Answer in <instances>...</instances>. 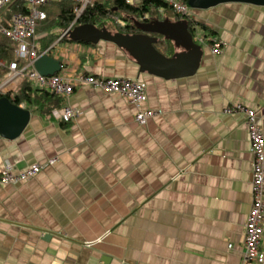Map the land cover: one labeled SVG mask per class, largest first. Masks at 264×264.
Listing matches in <instances>:
<instances>
[{"label":"crops","instance_id":"obj_1","mask_svg":"<svg viewBox=\"0 0 264 264\" xmlns=\"http://www.w3.org/2000/svg\"><path fill=\"white\" fill-rule=\"evenodd\" d=\"M189 7L203 55L195 73L177 77L141 71L110 41L62 39L64 31L44 47L38 22L31 41L62 62L58 73L143 80L144 107L156 114L141 124L127 98L83 85L61 105L80 109L76 120L30 109L19 137L0 135V174L6 162L57 159L30 180L0 182V264L241 263L253 154L246 115L225 108H255L264 132V4ZM151 35L164 55L183 51L171 40L168 55L166 38Z\"/></svg>","mask_w":264,"mask_h":264},{"label":"built area","instance_id":"obj_2","mask_svg":"<svg viewBox=\"0 0 264 264\" xmlns=\"http://www.w3.org/2000/svg\"><path fill=\"white\" fill-rule=\"evenodd\" d=\"M15 0H0V32L8 37L15 45V59L9 64V71L0 84V91L7 92L17 87L25 78L32 80L40 87L68 99L76 87L88 85L101 89L105 93L124 96L137 108L135 119L144 124L156 114L153 109H147V83L139 79L126 77H106L81 73L74 77L56 73L42 75L34 66L36 58L40 55L36 38L37 24L47 18V13L41 6L59 0H22L26 3L28 12H17L10 18V25H5L3 15ZM76 2L74 9L75 20L84 12L86 6L92 0H73ZM128 3H138L140 0H126ZM173 7L178 13L189 16L190 7L183 0H162ZM73 21V25L76 22ZM203 41V39H201ZM212 51L219 53L223 50L221 42H213ZM25 61L20 65V61ZM0 65H5L0 60ZM227 113L241 112L246 115V125L249 131L252 161V205L245 223L244 253L240 264H254L264 260V250L261 247L264 233V132L261 128L257 110L242 102H235L225 108ZM58 117L65 121L76 120L82 111L68 104L57 109ZM57 159H51L47 164H54ZM31 165L25 168H17L13 163L6 162L0 174V182L4 184H16L36 177L47 165ZM232 247V244H229Z\"/></svg>","mask_w":264,"mask_h":264},{"label":"water","instance_id":"obj_3","mask_svg":"<svg viewBox=\"0 0 264 264\" xmlns=\"http://www.w3.org/2000/svg\"><path fill=\"white\" fill-rule=\"evenodd\" d=\"M229 0H189L193 7H209L217 2ZM246 1L254 4H264V0H231ZM78 20V19H77ZM75 20L74 22H77ZM142 32L122 33L112 32L106 27H98L93 23L73 25L65 30L73 40L97 44L101 40L110 41L129 51L140 64L141 71H149L165 77L191 75L196 72L203 55V48L194 40L189 30L187 19L171 21L153 18L150 21H135ZM151 34H161L172 40L183 51L176 52L172 57L164 55L155 46L158 37ZM35 69L42 75H53L63 68L62 62L42 52L34 62ZM31 119L30 110L12 102L8 97L0 98V135L14 140L26 129Z\"/></svg>","mask_w":264,"mask_h":264},{"label":"trees","instance_id":"obj_4","mask_svg":"<svg viewBox=\"0 0 264 264\" xmlns=\"http://www.w3.org/2000/svg\"><path fill=\"white\" fill-rule=\"evenodd\" d=\"M189 3V0H183ZM54 10H48L41 6L47 12V19L43 21L45 29L48 30V36L44 47L59 38L61 34L70 26L75 19L76 2L73 0H59L54 2ZM47 6V5H46ZM17 12H28L27 5L22 0H15L8 8L3 22L10 25V18ZM187 19L189 30L194 34V24H196L187 15L178 13L173 7L162 0H140L138 3H128L126 0H92L75 25L84 23H93L98 27H106L110 31H119L122 33H137L140 28L135 21H150L153 18L163 20ZM133 18V19H132ZM62 39H69L64 36ZM165 52L168 55L173 54L174 44L171 40L161 42ZM15 45L6 36L0 32V60L5 65H0V80L6 76L9 71V64L15 59ZM25 61L21 60L20 65ZM8 97L12 102L21 105L25 104L30 110H38L41 114H51L56 108L61 107L63 98L55 93L40 87L32 80L25 78L13 92H0L1 97Z\"/></svg>","mask_w":264,"mask_h":264},{"label":"rangeland","instance_id":"obj_5","mask_svg":"<svg viewBox=\"0 0 264 264\" xmlns=\"http://www.w3.org/2000/svg\"><path fill=\"white\" fill-rule=\"evenodd\" d=\"M54 2H56V1H53V2H51V3H49V4H47V6L45 5V8L46 9H48V10H54V8H55V5H54ZM5 16H6V13H4V15H3V18H5ZM168 18V17H167ZM133 19V18H132ZM166 19V18H165ZM112 32H116V31H112ZM5 78V77H4ZM4 78H2L1 80H0V84L2 83V81H3V79ZM11 91V90H10ZM10 91H7V92H10ZM1 92V91H0ZM2 92H4V91H2Z\"/></svg>","mask_w":264,"mask_h":264},{"label":"flooded vegetation","instance_id":"obj_6","mask_svg":"<svg viewBox=\"0 0 264 264\" xmlns=\"http://www.w3.org/2000/svg\"><path fill=\"white\" fill-rule=\"evenodd\" d=\"M78 20H79V18H78ZM78 20H77V21H78ZM82 24H83V23H82ZM78 25H80V24H78Z\"/></svg>","mask_w":264,"mask_h":264}]
</instances>
